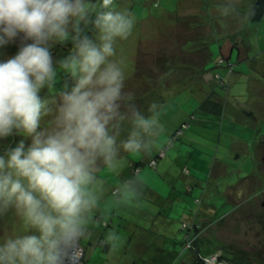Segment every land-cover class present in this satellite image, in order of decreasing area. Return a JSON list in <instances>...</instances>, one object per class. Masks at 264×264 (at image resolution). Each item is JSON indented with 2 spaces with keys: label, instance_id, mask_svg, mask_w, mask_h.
Here are the masks:
<instances>
[{
  "label": "rangeland",
  "instance_id": "obj_1",
  "mask_svg": "<svg viewBox=\"0 0 264 264\" xmlns=\"http://www.w3.org/2000/svg\"><path fill=\"white\" fill-rule=\"evenodd\" d=\"M97 1L85 0L93 8ZM156 1H160L161 9L153 8ZM172 1L176 0H134L132 6L137 16L133 15L136 18L133 34L125 41H117L118 56L125 63V92L129 97L122 108L126 118L115 130L117 155L114 166L109 167L102 159L97 162L93 183L89 185L96 202L89 213L88 233L79 245V257L74 264H138V258L130 254L132 251L128 252L130 239L134 243L139 242L136 248L156 245L163 246L167 252L155 256L150 249L143 256L144 264H206L204 261L210 260L211 264L214 260L216 264H222V259L225 264H264V19L258 23L249 22L245 13L247 9L238 8L240 12L236 9L235 3L241 0H210L213 7L209 15L219 18L225 28L222 35L215 36V40L234 39L241 45L244 42L249 50L247 62L238 64L235 58L232 60V64L237 63L233 81L228 90L222 88L226 120L222 122V117L213 115L195 116L199 103L196 105L189 93L169 91L162 109L152 111L156 127L153 126L151 133L146 134L136 128L132 113L135 110L142 115L146 104H154L156 95H150V91L168 74L163 73L168 61H176L179 66L188 62L197 74L198 69L204 68L205 47L195 50L198 47H193V42L187 40L195 41L196 36L204 35L205 30H190V37L187 33L208 10L196 2L194 10H179L171 15L168 12ZM127 2L130 3L125 0L124 5ZM122 5L121 1L114 0V7ZM150 13L159 19L150 18L141 24L140 19L147 18ZM88 18L89 14L79 21L80 26ZM94 26L90 28L94 33L89 34L88 31L85 35L98 42L99 33ZM69 31L75 34L71 26ZM78 32V36H83L82 30ZM67 43L70 44L53 43L51 47L57 77L46 92L44 89L40 94L50 110L42 117L41 128L45 130L53 127L60 93L74 83L71 73L60 65L75 51V42ZM209 46L212 57L202 70L215 78L224 74L220 42L215 41ZM16 50L15 47L7 48L0 52V59H6ZM193 50L196 52L192 54ZM213 80H197L195 85L203 94V83L211 84ZM187 81L193 85L183 69L175 71V76L169 75L165 84L168 89H176L187 86ZM132 98L135 101L132 102ZM230 105L243 106V115L235 120V116L228 112ZM191 116L202 120H189ZM187 119L185 123L188 125L183 122ZM232 123L236 125L230 126ZM134 131L140 132L144 145L139 153L123 148V143ZM10 146L7 139L2 140L0 154ZM163 151L164 155L161 154ZM151 156L160 157L158 167L145 166L132 178V167ZM216 168L220 173L217 174L216 170L214 173L217 175H211V170ZM234 186L235 191L232 189ZM190 188L194 190L192 197ZM115 190L121 191L120 196L113 194ZM231 190L232 198H228L227 193ZM209 193L211 198L207 197ZM218 194L219 198L214 200ZM218 214L223 219H219ZM208 216L210 221L201 223L204 227L199 226L202 231L196 234L197 238H187V228L193 227L203 217L205 221ZM28 231V226L14 209L0 215V240ZM196 241L200 249L197 256L190 252ZM104 243L112 247L111 254L104 250ZM187 250L189 252L184 253Z\"/></svg>",
  "mask_w": 264,
  "mask_h": 264
},
{
  "label": "clouds",
  "instance_id": "obj_2",
  "mask_svg": "<svg viewBox=\"0 0 264 264\" xmlns=\"http://www.w3.org/2000/svg\"><path fill=\"white\" fill-rule=\"evenodd\" d=\"M93 11L98 42L72 37L74 54L60 65L74 83L60 93L53 127L42 129L50 110L40 94L57 77L52 44L66 42L70 26ZM135 25L114 0L95 8L85 0H0V52L17 49L0 59V140L24 137L0 154V215L14 209L30 230L0 240V264H74L96 202L89 185L97 162L113 167L117 155L115 130L129 97L116 44ZM132 115L150 134L156 119ZM143 147L139 131L123 143L131 153Z\"/></svg>",
  "mask_w": 264,
  "mask_h": 264
},
{
  "label": "trees",
  "instance_id": "obj_3",
  "mask_svg": "<svg viewBox=\"0 0 264 264\" xmlns=\"http://www.w3.org/2000/svg\"><path fill=\"white\" fill-rule=\"evenodd\" d=\"M119 2L121 1V3L123 4L121 7H115L118 10H126L128 12H130L132 15L137 16V14L135 13L134 7L132 6V3L134 2V0H129L130 3H126V5H124L125 0H118ZM99 3H101L99 0L97 1ZM180 0H176V1H172L170 4L173 6H170V12H176V10L178 9V4H179ZM242 2H244L245 4H243L244 6L242 7L243 10L247 9V13L248 14V21L251 23H258L261 22L264 19V0H250L249 2L247 0H242ZM95 4V5H97ZM162 5L160 3V1H156L154 4L153 8H160L161 9ZM146 11V10H145ZM151 11V10H150ZM95 11H93L92 13H89V18L87 20V22L80 26V24L78 23L76 28H74V31L72 33L75 34H70L69 39L72 40V42L70 40L66 41V42H70L67 43L66 45H71L73 44L74 40L72 39V37H76L78 36L80 33L78 32L79 30H82L83 36L88 33V31H90V28H92L93 24H94V19H95ZM168 12V14L170 13ZM143 14H146L143 12ZM158 16H160V13L158 14ZM150 18H155V19H159V17H153L152 14L150 13V15L145 18V19H140V23L142 24L144 21H147ZM203 20H207L206 22H198L195 23L194 25H192L189 29H188V33L187 36L190 37V30H195V28H198V31L201 30H205L204 31V35L198 34L197 31H195L196 34H198L196 36V38L194 39L195 41H188L187 42H193V47L197 46L198 48L195 50H198L200 47H205L204 50V63L202 64L204 66V68L198 69V73L193 69L192 65H189L188 62H186V65L183 64L182 66H179L178 63L176 61H168L167 65L164 66L163 68V73H168L167 75H165L162 80L163 81H158L155 86L153 87L154 89H151L150 91V95H156V100L154 101L153 105H147L145 106L146 109H144L142 115L145 118H153V114L152 111L156 112V110H160L162 109V107L165 105L163 103L164 98L165 97V92L167 91H173L176 94L182 93L185 94V92L189 93V97H191L193 100V102L195 101V104L197 105L199 103V106L197 107V110L194 112L195 116H205V115H213L216 116L218 118L222 117V122L226 120L227 117V109H225L226 107H224L225 104V99L224 96L221 94L223 89L228 90L229 89V85L231 84V81H233V74L235 73V68H237V63L232 64V60L235 58L236 61L238 62V64H242L247 62L250 58H249V50L248 48L245 46V43L242 42V45L239 44L238 42H236L234 39H229V38H225L223 40V42H221L222 39L220 40H215V36H220L222 35V31L225 30L224 28V24H222V21L219 18H214L211 15H205L204 17H202ZM95 28V26L93 27ZM78 29V31H77ZM94 33V30H91L89 34ZM78 34V35H77ZM207 41V42H206ZM220 42V58H221V64L224 65L222 66V72L224 74H219L218 76H216L213 80V82L211 84H205L203 83L202 88L204 89L203 94L197 89V86L195 85L197 80H203L204 76L206 74H208L209 72L204 71L202 69H205L207 64H209L210 62V58L212 57L211 54V49H210V44H212L213 42ZM188 43V44H189ZM75 44V43H74ZM199 44V45H198ZM200 44H202L200 46ZM209 46V47H208ZM70 48V46H69ZM69 48H67L69 50ZM195 50H193L191 53L193 54L194 52H196ZM73 55V54H72ZM191 55V54H190ZM192 56V55H191ZM65 59V58H64ZM63 59V60H64ZM62 60V61H63ZM221 67V66H220ZM186 70L187 75L190 77V80L193 82V85H190V81H187V86H182V88L180 86H178V88L173 89L170 88L168 89V87L166 86V82L168 81V76L169 75H173L175 76V71H179V70ZM173 70V71H172ZM202 70V71H200ZM189 73V74H188ZM179 84V83H177ZM185 84V83H183ZM47 88V87H46ZM46 88H44L43 90L46 92ZM223 88V89H222ZM204 94H206V96L204 97ZM221 94V95H220ZM150 97V96H149ZM200 98H203L200 100ZM42 99L44 100V96L42 97ZM196 99L198 101H196ZM132 102L135 101V98L131 99ZM138 100H141L140 98H138ZM143 101V100H141ZM150 104V103H149ZM51 105V104H50ZM49 105V106H50ZM156 109V110H155ZM243 111V110H241ZM148 112V113H147ZM228 112H232L231 109H228ZM226 113V114H225ZM241 115H243V113L237 114L236 115V111H235V120L236 118L240 117ZM157 117V116H156ZM196 119L197 121H200L202 119L200 118H194V116H191L189 118V120H194ZM188 122V121H187ZM187 124V123H185ZM188 125V124H187ZM231 125H236V123H232ZM180 132V129L179 131ZM254 133V132H253ZM24 138L22 134H18L14 137L8 138L7 142L9 144H11V146H15L16 142L19 139ZM1 143L2 140H0V147H1ZM162 155L165 154V152H161ZM159 158L158 156H154L152 158H149V160H145L142 159L141 161H139L138 163H136L133 167H132V178H135L137 176V172L140 169H143L145 166H148L152 169H156L158 167L159 164ZM153 162H156V167L152 166L151 164ZM211 175H213V169L211 170ZM214 176V175H213ZM131 182V181H130ZM235 187L234 186L232 189L235 191ZM191 192L190 195L191 197L193 196L192 194L194 193L193 188H190ZM233 190L229 191L228 194V198H232L230 197V193H233ZM114 195L120 196L121 191L120 190H115L113 192ZM212 194V192H211ZM211 194H207V197L211 198ZM219 198V194L216 195V197L214 196V200ZM199 200V199H198ZM220 203V200L218 201ZM221 205V204H220ZM210 208H213L216 210V208L214 206H210ZM219 215V214H218ZM204 218V217H203ZM203 218L200 219L199 222H197L196 224L193 225V227H188V235L186 236L187 238L192 240L193 238H197L198 232L202 231L201 228H199V226H203L201 225V223H205L207 221H210V217H206L207 219L204 221ZM219 219L222 218V215L218 216ZM223 219V218H222ZM217 222V219L215 220ZM222 221V220H221ZM199 223V224H198ZM131 240V244L130 246H128V252H131L130 254L132 256H135L138 258V260L140 261V263L138 264H144V260H143V256L147 255V253L149 252L150 249H152L154 251L155 256H157L156 254H160L163 255L164 253H167L164 251L163 246L157 247L155 246H148L147 248L144 247H135V245L139 242H135L133 239ZM186 241V240H184ZM194 241V240H193ZM186 243V242H185ZM184 243V244H185ZM104 250L106 251V253L111 254L112 253V247L108 244V243H104L103 245ZM143 248V249H142ZM192 248V246H191ZM190 250V248L188 249ZM185 251L184 253H188L189 251ZM143 252V253H142ZM156 252V253H155ZM191 253H195V255L197 256V254H200V249H199V242H193V249H191L190 251ZM143 254V255H142ZM202 255V254H201ZM204 256V255H203ZM222 261L224 262V260L222 259ZM181 264V263H180ZM195 264H200L199 262H196Z\"/></svg>",
  "mask_w": 264,
  "mask_h": 264
},
{
  "label": "crops",
  "instance_id": "obj_4",
  "mask_svg": "<svg viewBox=\"0 0 264 264\" xmlns=\"http://www.w3.org/2000/svg\"><path fill=\"white\" fill-rule=\"evenodd\" d=\"M209 1L210 0H180V2H179V4H178V9L176 10V12L174 11V12H170L169 14H171V15H175L177 12H179V10H183L184 11V9H186V11L187 12H189V11H192V10H194L195 8H196V2H199V6L200 5H204V7L208 10L207 12H206V14L208 15L209 14V12H211L210 11V9L213 7V5L212 4H210L209 3ZM243 4H245L244 2H242V0L240 1V2H236L235 3V6H236V9L239 11V9H243L242 7L244 6ZM172 6V5H171ZM199 6H198V10H199ZM173 7V6H172ZM187 7V8H186ZM190 7V8H189ZM239 8V9H238ZM240 12V11H239ZM247 13V12H246ZM179 18V17H178ZM182 18V17H181ZM180 19V18H179ZM187 19L190 21V15H188L187 16ZM200 21H202V22H206L207 20H203L202 18H201V20ZM199 21V22H200ZM198 23V22H197ZM192 26V25H191ZM204 79L206 78V80H208V78H212V79H214V77H212V76H210V74H206L204 77H203ZM203 79V80H204ZM165 94H169V91H167V92H165ZM221 94H222V92H221ZM220 94V95H221ZM206 96V94H204V97ZM201 99H203V98H200V100ZM228 109H231L232 110V112H231V114H235V111H236V115L237 114H240V113H243V111L245 110V108L243 107V106H241V107H238V106H235V105H230V107H228ZM243 109V111H241ZM246 112V111H245ZM188 121V119L187 120H184L183 122L185 123V122H187ZM241 124H244V123H241ZM179 126L180 125H178L176 128H179ZM154 127H156L155 125H154ZM156 133L157 134H159V131L157 130L156 131ZM148 155V154H147ZM148 156H150V155H148ZM148 158V157H147ZM151 158H152V156H151ZM149 160V159H148ZM216 170H217V172H216ZM214 172H216L217 174H219L220 173V170L219 169H215V170H213V175H217V174H215ZM181 195H182V193H180ZM160 215H161V217L163 216V214H162V212H160L159 213Z\"/></svg>",
  "mask_w": 264,
  "mask_h": 264
},
{
  "label": "built area",
  "instance_id": "obj_5",
  "mask_svg": "<svg viewBox=\"0 0 264 264\" xmlns=\"http://www.w3.org/2000/svg\"><path fill=\"white\" fill-rule=\"evenodd\" d=\"M151 165L154 166V167H156V162H153ZM210 262H212V260H210V261H204V263H206V264H211ZM212 264H216V260H214ZM222 264H225V263L222 262Z\"/></svg>",
  "mask_w": 264,
  "mask_h": 264
},
{
  "label": "bare ground",
  "instance_id": "obj_6",
  "mask_svg": "<svg viewBox=\"0 0 264 264\" xmlns=\"http://www.w3.org/2000/svg\"><path fill=\"white\" fill-rule=\"evenodd\" d=\"M78 257L79 255H78V250H77V256H76L75 262L78 260Z\"/></svg>",
  "mask_w": 264,
  "mask_h": 264
}]
</instances>
